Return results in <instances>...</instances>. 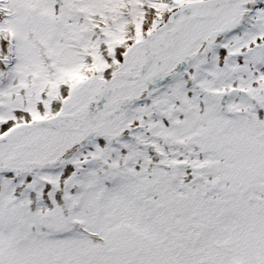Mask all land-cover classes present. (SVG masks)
<instances>
[{"label": "snow or ice", "instance_id": "1", "mask_svg": "<svg viewBox=\"0 0 264 264\" xmlns=\"http://www.w3.org/2000/svg\"><path fill=\"white\" fill-rule=\"evenodd\" d=\"M0 264H264V0H0Z\"/></svg>", "mask_w": 264, "mask_h": 264}]
</instances>
